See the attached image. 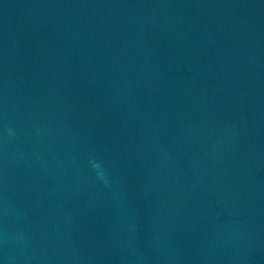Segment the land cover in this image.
Returning a JSON list of instances; mask_svg holds the SVG:
<instances>
[{
	"label": "water",
	"instance_id": "1",
	"mask_svg": "<svg viewBox=\"0 0 264 264\" xmlns=\"http://www.w3.org/2000/svg\"><path fill=\"white\" fill-rule=\"evenodd\" d=\"M0 264H264V0H0Z\"/></svg>",
	"mask_w": 264,
	"mask_h": 264
}]
</instances>
